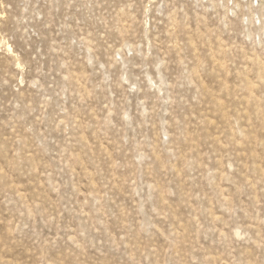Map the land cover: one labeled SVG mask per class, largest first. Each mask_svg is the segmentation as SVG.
I'll return each mask as SVG.
<instances>
[{"label":"rangeland","instance_id":"rangeland-1","mask_svg":"<svg viewBox=\"0 0 264 264\" xmlns=\"http://www.w3.org/2000/svg\"><path fill=\"white\" fill-rule=\"evenodd\" d=\"M0 264H264V0H0Z\"/></svg>","mask_w":264,"mask_h":264}]
</instances>
